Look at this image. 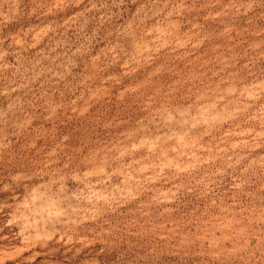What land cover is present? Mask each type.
<instances>
[{
    "label": "rangeland",
    "instance_id": "1",
    "mask_svg": "<svg viewBox=\"0 0 264 264\" xmlns=\"http://www.w3.org/2000/svg\"><path fill=\"white\" fill-rule=\"evenodd\" d=\"M0 264H264V0H0Z\"/></svg>",
    "mask_w": 264,
    "mask_h": 264
}]
</instances>
